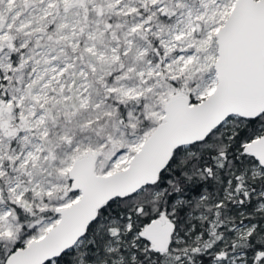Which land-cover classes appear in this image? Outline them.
<instances>
[{"label":"snow or ice","instance_id":"1","mask_svg":"<svg viewBox=\"0 0 264 264\" xmlns=\"http://www.w3.org/2000/svg\"><path fill=\"white\" fill-rule=\"evenodd\" d=\"M0 264H264V0H0Z\"/></svg>","mask_w":264,"mask_h":264}]
</instances>
